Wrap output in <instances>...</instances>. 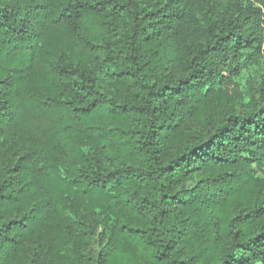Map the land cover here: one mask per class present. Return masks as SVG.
Listing matches in <instances>:
<instances>
[{"label":"trees","instance_id":"obj_1","mask_svg":"<svg viewBox=\"0 0 264 264\" xmlns=\"http://www.w3.org/2000/svg\"><path fill=\"white\" fill-rule=\"evenodd\" d=\"M0 264H264V0H0Z\"/></svg>","mask_w":264,"mask_h":264},{"label":"rangeland","instance_id":"obj_2","mask_svg":"<svg viewBox=\"0 0 264 264\" xmlns=\"http://www.w3.org/2000/svg\"><path fill=\"white\" fill-rule=\"evenodd\" d=\"M262 64L256 68H251L248 70L242 79L240 80V87L242 91H254L255 90V81L258 78V74L262 71ZM97 248V243H93L91 249L94 250Z\"/></svg>","mask_w":264,"mask_h":264}]
</instances>
